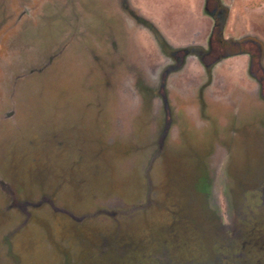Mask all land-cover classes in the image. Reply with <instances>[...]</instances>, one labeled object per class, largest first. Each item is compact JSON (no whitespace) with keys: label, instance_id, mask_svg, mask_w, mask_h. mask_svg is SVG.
I'll return each mask as SVG.
<instances>
[{"label":"rangeland","instance_id":"obj_1","mask_svg":"<svg viewBox=\"0 0 264 264\" xmlns=\"http://www.w3.org/2000/svg\"><path fill=\"white\" fill-rule=\"evenodd\" d=\"M219 1L0 0V264L240 263L264 216V96L248 90L251 73L264 95V0ZM209 39L204 64L178 51L175 72L158 43ZM210 67L215 111L199 122L183 105ZM164 69L181 106L160 142L168 121L149 89ZM217 170L230 226L243 222L231 239Z\"/></svg>","mask_w":264,"mask_h":264},{"label":"flooded vegetation","instance_id":"obj_2","mask_svg":"<svg viewBox=\"0 0 264 264\" xmlns=\"http://www.w3.org/2000/svg\"><path fill=\"white\" fill-rule=\"evenodd\" d=\"M211 15H212L211 17H212L213 21L215 22L216 15H214V13H211ZM218 34H219V32H218ZM218 34L216 33V35H218ZM212 36H213V33L210 36V39L212 38ZM218 37L222 38V40H227V41H230V40L233 41L234 40V39L229 38V37L227 39L225 37H221L220 34ZM210 39L208 40V46L206 49H204L200 45H194V46H190V47L188 46L189 49H186V50L182 49L183 47L180 49H177V50H173L172 53L169 52L170 54H167L166 47L164 46V44L161 45V43H162L161 41L158 43H159V46L161 48L162 53L165 56H169L172 58V64L170 66H168L167 68H170L173 66V68H174L173 70L175 72V71H178L179 66L181 65V64L180 65L174 64V63H176V59L173 56V54L175 52L182 51L183 56L186 55V56L197 57V59L204 64V61H203L204 57H202V56L209 57V53L211 52V50H210ZM248 39L256 42L257 45H259V46L261 45L258 40L254 39L251 36L248 37ZM242 40H244V39H242ZM242 40L237 39L234 42H236V44H238ZM243 53H246V50H240L239 53L238 52L237 53L236 52H224V53L221 52L220 54H218L216 59L210 63L211 64L210 66L214 67L215 63L221 61L222 59L235 56V54H243ZM250 56H252V55L250 54ZM257 62L259 64L260 68L264 69L262 67V63L260 61H257ZM211 67L207 68V71H208L206 74L207 78H206L205 83H203L204 85L202 84V85L195 87L193 89L192 99L195 102L194 105H183V109H187L188 106L192 107V108H190V110H187V111L185 110V111L187 112V114L191 112L196 117V119H198V121H199V118L197 115V111L198 110L200 111V109H202V111L207 112V111H209V109H212L213 108L212 105L209 107V104H207L206 101H209L210 99L214 100L216 97V96L210 95L208 93L209 85L214 82V77H213L214 74L212 75ZM248 68H249V66H248ZM164 73H165V69L161 71L160 77L158 79V87L156 89H149V92H152L153 95H155L156 97L159 98V100H160L159 108L160 109L162 108L165 111L166 121H168V123H165L162 135L160 136V142H161V140L165 139L169 135V132H170L169 129L171 127V122H172V119L174 117V116H172L171 112H174V110L177 112L178 109L180 111V106H181V105H173L171 100L168 99V93L166 92L167 91V82L166 81L168 80L167 76L170 72L165 73V75L163 76ZM248 74L252 79H254L253 80L254 83H253L252 87L250 86V89H248V90L252 91L256 96L261 97V95H262V97H263L264 95H263V90H262V81L255 78V76H253V74H251V73H248ZM212 111H215V109ZM188 115L191 116V114H188ZM175 117H176L175 121H177V116H175ZM176 130H178V128H176ZM161 150H162V148H161ZM159 154H160V150L155 152L154 156H158ZM215 173H216V175L214 176V179L211 181V184H210V187L212 189L211 197L213 199L215 206L218 207V209L221 213L220 216L222 218V223L224 225H227V229H228V232H226L227 233V239H231L235 236L236 229H240L242 227L243 222H239V223L234 222L230 226L231 217L235 218L236 215L234 213H231L230 203H232V202H231L230 197H228V193L225 191V189L228 186L227 185L228 181L226 179L227 174L224 172L223 173L218 172V170ZM225 186H226V188H225ZM222 189H223V194L221 193ZM237 225H239V226L237 227ZM257 227H259V229L255 230V229H257ZM238 232L240 233V231H238ZM239 233H238V235H239ZM243 237H244V239L241 242L242 245L240 246L241 247L240 249H242V251H243V253L241 255L242 260L240 261L239 264H264V216L260 219L255 220L253 231L250 230L248 232H244Z\"/></svg>","mask_w":264,"mask_h":264},{"label":"trees","instance_id":"obj_3","mask_svg":"<svg viewBox=\"0 0 264 264\" xmlns=\"http://www.w3.org/2000/svg\"><path fill=\"white\" fill-rule=\"evenodd\" d=\"M218 3H220V1H218ZM206 11V10H205ZM208 14V13H207ZM208 15H211V13L210 14H208ZM212 16V15H211ZM161 40H163L162 38H160ZM182 48V47H181ZM188 47H183L182 49H187Z\"/></svg>","mask_w":264,"mask_h":264},{"label":"water","instance_id":"obj_4","mask_svg":"<svg viewBox=\"0 0 264 264\" xmlns=\"http://www.w3.org/2000/svg\"><path fill=\"white\" fill-rule=\"evenodd\" d=\"M219 1V0H218ZM219 30H220V27H219ZM118 213H122V212H118Z\"/></svg>","mask_w":264,"mask_h":264}]
</instances>
